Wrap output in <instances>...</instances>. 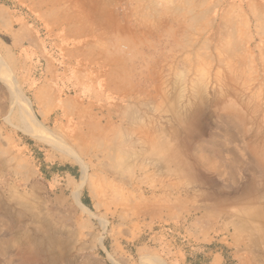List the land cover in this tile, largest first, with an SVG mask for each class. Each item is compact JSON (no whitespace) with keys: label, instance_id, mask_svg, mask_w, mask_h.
Returning a JSON list of instances; mask_svg holds the SVG:
<instances>
[{"label":"rangeland","instance_id":"obj_1","mask_svg":"<svg viewBox=\"0 0 264 264\" xmlns=\"http://www.w3.org/2000/svg\"><path fill=\"white\" fill-rule=\"evenodd\" d=\"M258 225L264 0H0V264H264Z\"/></svg>","mask_w":264,"mask_h":264},{"label":"bare ground","instance_id":"obj_2","mask_svg":"<svg viewBox=\"0 0 264 264\" xmlns=\"http://www.w3.org/2000/svg\"><path fill=\"white\" fill-rule=\"evenodd\" d=\"M134 11H135V9H130V13H134ZM105 15L107 16V24L110 21L115 19L113 13H111L110 11L106 10ZM196 69H198V68H196ZM43 115H45V114L43 113ZM25 118L27 121L25 120L26 122L23 126V131L26 134L30 135L31 137H33L39 141H45V142H51L52 143L51 138L49 137L48 133L46 132L47 129L44 128L45 126H43V124L37 119V117L35 115L32 116V114L29 113V114H27V116ZM66 118H67V115L65 114V119ZM183 118H184V116H183ZM34 124L36 126L32 127ZM184 125H186V124H184ZM219 164H221V163H219ZM100 165L103 167L107 166V162L105 163V161H103L100 163ZM188 165H189L188 163H183L184 168H187ZM212 165H213V163H212ZM213 167L211 165L209 167H206L208 170H177V171L183 175H187V176L193 175L195 178V182L198 183L201 187H203V186L207 187L210 185H212L214 187L215 186L218 187L219 189L218 188L217 189L219 190V192H208L207 191V193L205 194L207 199L214 200L217 203H225V201H227L228 198L230 200V198H232V197H233V199H235V198H242V197L246 196V193L249 191L250 184L244 183V184H241L239 186L238 185L228 186L229 187V189H228L225 186L221 185V183L216 180L215 176L212 173H215L218 170H216L217 167L216 168H213ZM189 168H190V166H189ZM109 171H112V170H109ZM69 184L71 185V187H73V190H74L73 196H74L75 200L79 203V205H81L82 210L85 213H87L88 215H91L93 213V210L87 204H85L83 202V199H82V193H83V190L87 184L90 185L91 187H94L96 193L98 195H100L103 200L109 199V196L107 194L108 191L112 192L113 198H115L116 195L119 194V191L117 190L116 186L113 183L108 182L105 178H102V176H100L99 173H94L89 179L82 177L80 184L78 186L76 184H74L73 181L70 182ZM223 188L227 189L225 191H228V194L223 195L224 193H227V192L222 191V190H224ZM236 194H239L240 196L237 197ZM256 229H260L262 232H264V228L261 225L260 226L258 225V227ZM262 238L264 239V236ZM21 240L24 242V244H28V243L29 244H32V243L38 244V240H35V239L30 238L28 236H25V239H24V237H21ZM263 243H264V241H263Z\"/></svg>","mask_w":264,"mask_h":264}]
</instances>
